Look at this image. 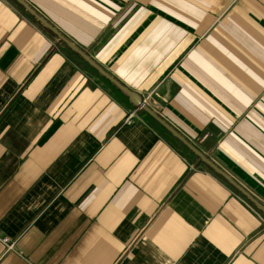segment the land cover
Segmentation results:
<instances>
[{
  "label": "crops",
  "instance_id": "0c3cea01",
  "mask_svg": "<svg viewBox=\"0 0 264 264\" xmlns=\"http://www.w3.org/2000/svg\"><path fill=\"white\" fill-rule=\"evenodd\" d=\"M24 1L264 204V0ZM0 264H264V214L0 0Z\"/></svg>",
  "mask_w": 264,
  "mask_h": 264
},
{
  "label": "water",
  "instance_id": "95a60500",
  "mask_svg": "<svg viewBox=\"0 0 264 264\" xmlns=\"http://www.w3.org/2000/svg\"><path fill=\"white\" fill-rule=\"evenodd\" d=\"M20 4L25 10L33 16L39 23H41L46 29L51 31L60 41L65 43L72 51L79 55L85 62H87L93 69H95L102 77L110 81L115 87L120 91L125 93L131 103L147 113L151 118H153L157 123L164 127L169 133L173 135L179 142H181L189 151H191L198 159L212 169L216 174L225 179L230 183L239 193H241L250 203H252L255 208L264 214V204L257 200L250 192H248L244 187H242L237 181H235L230 175L218 167L212 160L207 158L199 149H197L192 143H190L185 137H183L177 130L171 127L166 121L159 117L156 113L151 111L142 103V98L128 90L121 83H119L113 76L107 73L103 68H101L95 61H93L82 49L77 47L69 39H67L62 33H60L51 23H49L42 15H40L34 8H32L24 0H15Z\"/></svg>",
  "mask_w": 264,
  "mask_h": 264
},
{
  "label": "built area",
  "instance_id": "2783aa9c",
  "mask_svg": "<svg viewBox=\"0 0 264 264\" xmlns=\"http://www.w3.org/2000/svg\"><path fill=\"white\" fill-rule=\"evenodd\" d=\"M127 121H132V115H130L129 116V118H128V120ZM208 138V135L206 134V135H204L203 137H202V139H201V141H203V140H205V139H207Z\"/></svg>",
  "mask_w": 264,
  "mask_h": 264
}]
</instances>
